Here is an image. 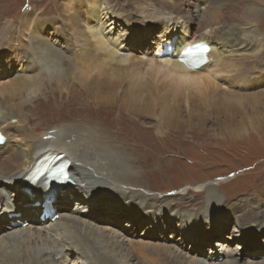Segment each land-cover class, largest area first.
<instances>
[{"label": "bare ground", "instance_id": "bare-ground-1", "mask_svg": "<svg viewBox=\"0 0 264 264\" xmlns=\"http://www.w3.org/2000/svg\"><path fill=\"white\" fill-rule=\"evenodd\" d=\"M136 5L140 16L131 12L129 0H66L62 6L64 15L60 17L63 23L52 31L64 35L57 44L48 35L42 36L49 29L41 17L45 8H32L18 21L2 23L7 27L0 30V48L1 43L12 45L0 50L6 52L2 59H20L24 64L16 74L20 81L0 96V134L4 137L0 143V264H99V258L111 264H264L262 254L238 257L241 244L229 248L216 242L214 249L208 251H201L197 244L193 248L189 243L187 246L186 239L191 244L201 240L200 231L203 224H209L213 212L215 216L230 215L241 204L227 203L229 207H223L226 198L220 205L223 194L210 185L205 186L201 203L185 201L192 199L185 196L169 204L153 201L131 182L138 180L135 174L141 167L133 164V159L142 160L156 147L144 149L134 133L122 147L115 120L97 116L99 110L125 113L134 119L142 116L156 120L157 126L170 127L167 129L172 133L179 128L196 129L199 135L201 131L205 135L212 131L211 139L215 141H239L249 131L247 135L263 132L264 136V46L262 52L254 49L251 55L232 57L229 51L225 56L217 45L224 41L228 46L231 38L232 48L243 45L244 50L249 46L243 41L244 35L235 31L240 23L249 30L254 24L263 26L264 0H143ZM103 17L117 29L115 36L104 37L103 27L109 24L101 21ZM156 21L162 23H157L163 25L162 29L145 39L141 54L129 48L121 51L125 39L135 41L133 27L135 32L146 34L148 25L153 26ZM191 24L195 25L192 32ZM226 26L235 31L224 30ZM178 27L181 34L174 41L172 34L176 32L170 30ZM163 40L177 45L168 53L170 57L158 56ZM195 42L210 46L209 60L196 65L198 68H190L182 60L187 55L182 56L181 52ZM0 64L2 72L8 68V62ZM81 83L83 88H78ZM63 96L72 101L75 114H88L93 125L79 126L76 116L63 122L54 111L45 110L46 119L61 124L41 138L37 135L39 125L31 123L37 120L30 115L33 107L36 103L41 105V98ZM43 103L46 105L45 100ZM181 108L185 119H181ZM210 116L217 127L206 125ZM238 121L239 126L234 127ZM141 126L155 129L154 125ZM107 131L112 136H104ZM156 131L163 136L164 132ZM12 136L16 144H9ZM249 143L251 147L258 140ZM235 146L241 150L247 142ZM47 151L63 153L71 161L73 183L68 182L58 191L41 182L28 185L36 159ZM19 183L23 186L19 187ZM20 197L27 200L22 203ZM63 197L74 207L60 204ZM105 199L117 202L130 217L142 213L153 224L173 221L174 227L170 228H176L180 237L161 243L143 242L116 227L101 224V220L83 216L96 207V202ZM173 206L192 210L177 212ZM252 207H242V215L253 212ZM53 210L58 218L50 221ZM106 220L114 221L113 217ZM255 222L256 226H237L238 242L264 234V224Z\"/></svg>", "mask_w": 264, "mask_h": 264}, {"label": "rangeland", "instance_id": "rangeland-1", "mask_svg": "<svg viewBox=\"0 0 264 264\" xmlns=\"http://www.w3.org/2000/svg\"><path fill=\"white\" fill-rule=\"evenodd\" d=\"M64 2H66V0H0V30H5L7 27V25L2 24L4 21L10 20L11 22H15L18 21L27 10L32 8L41 10L42 8H45V12L41 14V17L45 18V21L48 22L49 29H47V32L42 33V36L48 35L52 41L55 40L56 44L62 42L64 40L63 33H61L62 35L59 33L55 34L52 31H54V26L60 27L63 23V19L60 17H63L64 15V9L62 7ZM141 2H143V0H129L131 12H134L140 16V12L138 11L136 4ZM83 20L84 17H81L80 21L82 24H84ZM101 21L108 22L106 17H103ZM261 21L263 22V26H256V24H254L252 30H249L250 28L244 26L242 27L243 23H240L241 26L237 27L239 31H235V29L233 30V28L230 26H226L224 30H228L230 28L231 31H235L240 35H244L243 41H247L246 43H249L250 45L244 48V50L242 49L243 45H238L239 47L235 45L232 48L234 43L231 42V38H228V46L226 43H224V41V45H222L223 43L217 44L220 50H222L223 54L227 56V51H229V55H232V57H234V54L235 57H242L244 55H251L254 49L262 52L264 46V17L261 19ZM158 22L159 21H156L153 26L148 25L146 34H144L142 31L135 32L133 27L132 33L134 34L135 41L131 43L125 39L123 46H119L121 51L129 48L133 52L141 54L140 50L145 44V39H149L156 32L162 29L163 25L159 26V24H157ZM108 24V27H103V32H105L104 37L110 38L115 36L117 29L113 28L114 26L110 25L109 22ZM135 26L139 25L135 24ZM193 26L195 25L191 24V32L194 29ZM61 30L64 32V29ZM170 31L171 33H173V31L176 32L175 34H172V39H174V41L175 39L178 40L179 35L181 34V28L178 27L176 30L172 29ZM170 45L172 46V50L173 47L177 46H175V43H168L166 40L161 41V48L158 55L160 58H165L167 56L165 49H167ZM1 46L2 47L0 50L12 47V45H9L6 42L1 43ZM232 51L234 52L232 53ZM4 53L6 52H0V63L8 62V68H6L3 72V67L0 68V91L2 90V92H4H0V96L4 95L20 81V78H17L16 74H18L20 71L21 65L24 64V61L20 59L11 61H9V59H2V55H4ZM154 53L155 50L153 54ZM249 79L254 81V78ZM81 87L83 88V83H81L78 88ZM254 92L257 91L254 90ZM55 99L52 97L47 99L41 98L43 102L44 100L46 101V105L43 102L41 105L36 103L33 107V111H31L30 115L32 116V119L34 116L37 117V120L35 122L31 120V123L33 125H39L37 130L38 136L41 138L46 137V132L57 128V126L61 124L60 121L56 122L46 119L44 117L46 114L45 110L48 112L54 111L56 115H58L57 118H63V122L76 116L78 118L77 122L79 126L85 123L93 125V121H89L88 119V114H75V107H72V101L69 100V98L63 96L62 98L56 97ZM59 99L60 103L58 101ZM88 107L90 110L94 109V106ZM55 109H62V111L58 112ZM183 112L184 111L181 108V116L183 117H181V119H185ZM205 115L208 116V114ZM97 116L101 118H112L115 120V129L117 128V125L119 126L118 140L122 144V147H124L125 143L129 141L128 138H130L133 133L140 146L144 145V149L156 147L147 157H143L142 160H138L137 158L133 159V164L139 165L141 167L137 169V174H135L138 180H133L131 182L134 186H140V190L153 201H163L162 204H169L172 202V200L177 202L180 201L178 200L179 197L185 196L192 197V199H185V201L194 202L196 200L201 203L205 186L210 185L213 189L217 188L219 193L223 194L219 201L220 205L222 204L224 197L226 198L225 205L223 207H229L227 203L237 204L239 202L238 204H241V206L234 209L230 215L225 214L221 216H215L214 213L216 212H213L210 215L211 217L209 224H203V228L201 229L198 236V238H201V240L197 243L191 244L189 240L186 239L187 246L189 243L193 248L196 247L195 245L197 244L201 251H208L209 249H214V244L216 242L225 243L229 248H234L237 244H241V249H238L237 251L238 257L245 256L246 258H249L254 255H264V242L261 241L264 239V234L261 235L260 238L250 237L245 242H238L235 238L237 226L240 223L247 224L250 227L257 225L255 221L264 224V154H261L264 152L263 132L260 134L247 135L250 133L249 131L245 133L239 141L230 140L229 142L226 139L222 141H215L211 139L213 138L212 131L206 135L202 134V131L200 132L201 135L198 134L197 130L195 129L198 116L197 118L194 117L192 121V126L195 130H183L179 128L176 133L168 132V129H171L170 127H165V125L157 126L156 120L148 119L142 116H137V119H134L130 118L125 113L102 110L98 111ZM139 121H141L142 125H154L155 129L153 127L147 126L142 127ZM185 122V120L182 121V125H184ZM11 123L13 125H17L14 120H12ZM239 123L240 121L233 123L234 127H238L239 125L237 124ZM206 125L209 127L210 125H212V127H217L215 121L211 119V116L210 119H208ZM156 129L164 132L163 136H159V132H157ZM261 129L264 131V127ZM99 130L102 129L99 128ZM217 133L220 136V131H217ZM104 136L110 137L112 134L107 131ZM254 140H258V143H255V145L250 147L249 145L251 143L248 144V142ZM158 142H161V145ZM246 142L247 146L244 149L239 150L235 146V143L246 144ZM9 144H16L14 136L9 139ZM136 182H138L140 185H136ZM18 185L19 187L23 186L20 183ZM246 189L251 193H248ZM249 194L253 195L251 199H243L246 196L242 195ZM195 197H198V199ZM26 200L27 199L20 197V201L22 203ZM59 203L65 205L69 202L66 197H63ZM69 205L72 208L74 207L70 203ZM245 206H253V212L242 215V207ZM185 208L192 210L191 207H172L173 211L177 212L184 211L186 210ZM53 212H55L54 214H58L56 213V210ZM92 214L93 216H91ZM141 214L142 213H137V215L130 217L125 212L124 208L119 206L117 202H114L112 199H105V201L102 200L96 202V207L88 210L83 216H89L92 220L95 219L96 222L101 220V224H107L113 226V228L116 227L119 232H122L128 236L132 235L133 239L142 240L143 242L156 241L157 243H161L163 241H170L173 238L178 239L180 237L178 230L173 228V221L172 224L169 222H167V224H153L151 219L148 217H142ZM31 215L33 216V214ZM260 215L262 217H259ZM24 217L27 219L31 218L30 216ZM112 217L114 220L113 222L106 220H112ZM255 218L256 220H254ZM22 222L24 223V221ZM171 225H173V227L170 228ZM173 234L174 236H172ZM233 238L235 240H233ZM146 252L150 255H154V252L151 250H146ZM98 262L99 264H111L103 258H99Z\"/></svg>", "mask_w": 264, "mask_h": 264}, {"label": "snow or ice", "instance_id": "snow-or-ice-1", "mask_svg": "<svg viewBox=\"0 0 264 264\" xmlns=\"http://www.w3.org/2000/svg\"><path fill=\"white\" fill-rule=\"evenodd\" d=\"M194 49L200 52H206L207 48L203 45H196L193 48L186 49V55H192L194 53Z\"/></svg>", "mask_w": 264, "mask_h": 264}, {"label": "water", "instance_id": "water-1", "mask_svg": "<svg viewBox=\"0 0 264 264\" xmlns=\"http://www.w3.org/2000/svg\"><path fill=\"white\" fill-rule=\"evenodd\" d=\"M1 140H2V139H1ZM51 185H54V186H55V185H58V183L55 182V181H52V182H51ZM52 189H53V188H52ZM54 190H55V189H54Z\"/></svg>", "mask_w": 264, "mask_h": 264}]
</instances>
